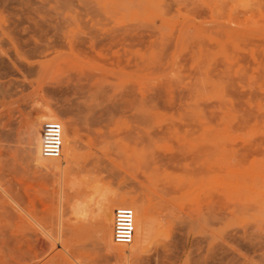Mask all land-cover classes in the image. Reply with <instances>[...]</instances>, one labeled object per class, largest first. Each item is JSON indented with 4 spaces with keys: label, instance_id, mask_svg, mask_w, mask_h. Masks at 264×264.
Masks as SVG:
<instances>
[{
    "label": "rangeland",
    "instance_id": "rangeland-1",
    "mask_svg": "<svg viewBox=\"0 0 264 264\" xmlns=\"http://www.w3.org/2000/svg\"><path fill=\"white\" fill-rule=\"evenodd\" d=\"M0 264H264V0H0Z\"/></svg>",
    "mask_w": 264,
    "mask_h": 264
},
{
    "label": "built area",
    "instance_id": "built-area-1",
    "mask_svg": "<svg viewBox=\"0 0 264 264\" xmlns=\"http://www.w3.org/2000/svg\"><path fill=\"white\" fill-rule=\"evenodd\" d=\"M62 149V125L58 121L46 120L41 125L40 154L45 158H59ZM135 214L128 206L114 209L112 238L115 244L128 246L132 243Z\"/></svg>",
    "mask_w": 264,
    "mask_h": 264
},
{
    "label": "bare ground",
    "instance_id": "bare-ground-1",
    "mask_svg": "<svg viewBox=\"0 0 264 264\" xmlns=\"http://www.w3.org/2000/svg\"><path fill=\"white\" fill-rule=\"evenodd\" d=\"M40 138H41V131L38 133V139H39L38 146H37V154H38V156L40 158H42V159L50 160L51 162H54V164H58V166H59V164H61V162L58 159H60V157L66 156L68 154H71L72 151H73V144L72 145H69V144L66 143V139H65V135H64V130H63L62 131V149H61V156L59 158H54V159L53 158H45V157H42L41 154H40ZM133 211H134V214H135V219H134V223H135L134 235H133L132 243L130 245L126 246V247H132V248L133 247H136V246L137 247H142V244L146 240V237H147V234H148V231H149V226H150L149 225L150 223L147 220V218H148L147 210H146V207H144V206H138ZM138 216H140V220L136 218ZM113 219H114V217H113ZM152 229L154 230V228H152ZM154 233H152V234H154ZM158 233H159V231L155 233L156 236H157ZM154 237H152V239ZM117 247H118V245H117Z\"/></svg>",
    "mask_w": 264,
    "mask_h": 264
}]
</instances>
